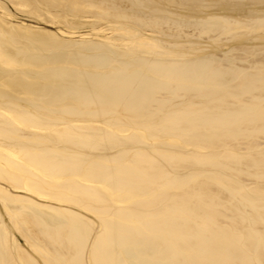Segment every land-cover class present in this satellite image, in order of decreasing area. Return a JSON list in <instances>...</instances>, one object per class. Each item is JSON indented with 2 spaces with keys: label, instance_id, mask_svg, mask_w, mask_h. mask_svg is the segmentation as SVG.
Listing matches in <instances>:
<instances>
[{
  "label": "bare ground",
  "instance_id": "bare-ground-1",
  "mask_svg": "<svg viewBox=\"0 0 264 264\" xmlns=\"http://www.w3.org/2000/svg\"><path fill=\"white\" fill-rule=\"evenodd\" d=\"M8 1L0 264H264V0Z\"/></svg>",
  "mask_w": 264,
  "mask_h": 264
},
{
  "label": "rangeland",
  "instance_id": "rangeland-1",
  "mask_svg": "<svg viewBox=\"0 0 264 264\" xmlns=\"http://www.w3.org/2000/svg\"><path fill=\"white\" fill-rule=\"evenodd\" d=\"M7 1L6 0H0V3H1L0 5H2L6 9L5 10L6 12L2 9L0 10V18L2 20H4L9 25L15 24L12 26L29 27L31 30H45V31L56 34L58 37H60L62 39L64 38V40H71V41L74 40L73 42H82V40L86 41L89 39H94L92 34L93 35L97 34V35H99V37H102V36H114L115 37L117 34L113 31V30H115V27L117 26V24L108 23L104 20L98 21V19H96L94 17H88V16L80 19L81 23L82 22L83 23L80 25V27L78 29H74V30H68L66 28L64 29V26L62 24H60L58 21H57V23L56 22L53 23L56 20H54L50 15H41V17L33 15V14L30 15L27 12V9L20 7V6H17V8H16V6L12 5V3L10 1H8V2ZM24 10H26V11H24ZM1 15H3V16H1ZM9 15H11V16H9ZM43 17H44V19H42ZM48 17H50V18H48ZM45 19H47V20H45ZM50 19H53L54 21L51 20V22H50L49 21ZM106 23L110 24V25H107ZM58 24H60V25H58ZM110 26H111V29H110ZM93 27H95V28H93ZM107 27H109V28L107 29ZM112 27L114 29H112ZM109 30H111V31H109ZM149 33H150V31L145 32L146 38H151V37L155 36L154 33H152V32L150 34ZM146 34L147 35L149 34V35L147 36ZM71 35H73V36H71ZM150 35H153V36L150 37ZM224 49H226L225 46L223 47V50ZM0 187H3L4 189L8 188L7 189L8 192L12 195H15V196L17 195V196L28 197L34 201L39 202V203L48 202V201H46L47 200L46 198H42V197L37 198V195L35 196V194L32 195V193H29V192L27 193V191H25V190H23L24 191L23 192L22 189L13 190V188L9 187L8 185L1 184V183H0ZM42 199H44V200H42ZM14 236H15L17 244L21 245L22 248H25L26 245L24 244V242H23L24 240L22 239V237L18 233H15Z\"/></svg>",
  "mask_w": 264,
  "mask_h": 264
}]
</instances>
